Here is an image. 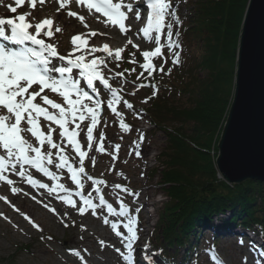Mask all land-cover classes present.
I'll list each match as a JSON object with an SVG mask.
<instances>
[{
  "label": "rangeland",
  "instance_id": "374dc122",
  "mask_svg": "<svg viewBox=\"0 0 264 264\" xmlns=\"http://www.w3.org/2000/svg\"><path fill=\"white\" fill-rule=\"evenodd\" d=\"M114 2H116V0H114ZM125 3L132 2H127L126 0ZM172 3L174 5L172 9L174 13L178 14L179 11L182 15H188L187 8L183 6L179 0H172ZM10 6L15 7V0H0V18H15L21 14L32 13V15L35 16L34 23L42 21L46 17L56 20L58 17L56 14L59 9L58 15L60 20L58 24L56 23L54 28L59 27L62 31L55 33V35L51 38L42 36L46 43H52L57 47V51L60 55L67 56L69 53H72L74 46L71 44V39L75 36L72 34L84 33V28L82 26L84 24H81L80 21L73 20L67 15L68 10L73 11L72 7H70V9L66 6L68 10L66 7L60 9L59 4H56L55 0H45L43 5H40L39 0H37L36 9H32L31 4L28 1L24 8L17 9L15 13L10 11ZM135 9H138L141 12V9H143L141 3L137 5V7H134V12L131 14L135 15ZM131 14L130 18L133 16ZM147 14L148 12H141V19L137 22V24L130 26L131 31L127 35L120 33L119 29L116 26H113L116 30L115 33H112L113 40L103 39L97 35L92 37L87 33L92 31L103 33L104 35L109 33L108 29L102 28L101 25L96 23L92 26L90 24L88 25L89 31L85 33V38H88L90 47L102 48L103 45L107 43L113 50L117 48L131 50L132 53H135V58L137 59L134 64L137 65V67L134 68L143 72V69L140 66L144 63L142 52L146 50H154L157 46L154 40L149 41L145 39L141 31L146 26V19L144 16H147ZM176 16H172L170 18L172 19ZM129 20L126 21L128 24L130 23ZM175 27L173 26L172 29L174 37L176 33ZM98 28H100V30ZM31 31L34 32L35 29H31ZM166 31L167 29H165V32ZM129 39L133 41V44L139 45V50L134 48L132 44H128ZM9 42L10 41L0 38V44L7 45L8 48H14L16 50H26L30 48V46L27 45L21 46V49H17L14 44H7ZM161 43L165 45L163 51L166 57V62L163 59L154 58L153 63L159 66H167L169 61V57L167 55L174 49H169L167 47L166 36H162ZM192 51L193 54H196L197 48L193 47ZM94 55L105 59L108 67L103 68V66H101L105 77L109 79V82L112 87L117 90L118 94L124 97L123 100H126L128 103L132 102L134 107H132L133 109H129L124 103L117 105V110L122 113V117H117L111 112V109L108 108V103L112 99L111 91L109 89L105 88L98 81L96 82L95 91L88 85L81 83V88L84 91H87L89 95L93 97L94 101L101 99L104 103V109L100 111L103 121L100 123L96 131H99V140L104 143L106 149L105 152L101 153L97 150L99 149L100 142L96 144V146L94 145L95 151L94 155L91 153V161L95 160V165L93 166L91 163L88 167H85L88 175L92 176L94 179L105 180L106 186L93 185L86 177L85 182L89 185L88 191L92 194L90 198L95 204H98V199L95 197V192L93 191L94 187L105 189L110 195L114 205L118 206L124 199L130 210L138 208L135 201L139 198V195L141 196L140 203L145 204V210L147 213H145L142 221L143 236H141L137 242L134 241V244L137 245V248L134 247V256L136 259L138 257L141 259L142 254L145 256L147 254L149 256L146 257L149 259L150 255H153V252L146 249V244L149 238H151L152 232H155L156 235V229L160 223V212L167 202L165 193L160 188V176L158 172H156V174L154 173V170L159 167V155L161 154L162 149L166 146V139L161 130L153 127L152 125L149 127L148 125L150 124L151 119L149 114H147L144 110L149 109V103L146 104L142 101L143 97L148 93L145 92V94L142 90L143 88L139 87V79L131 77L126 72L123 77H117L115 74L123 71L120 64L121 60L117 61L102 52H96ZM123 55L124 51L122 53V57ZM91 58V56H88V59ZM50 59L52 61L50 67L66 66V63L64 61H60L58 58L53 57ZM53 76L56 79L60 78L58 77V73H53ZM72 78L79 81L80 70L76 69L72 74ZM33 87L35 88L36 86L34 85ZM29 91H32V89ZM43 94H47L49 98L53 99L55 102L63 103V98L57 93H52L50 90L46 89ZM36 102L42 103L39 97H37ZM42 106L48 107L50 111H54L47 105ZM0 115H7L6 110L0 109ZM121 118L130 126V132L121 129L119 123ZM41 121L43 122L41 123L42 129L45 131L46 126L43 118ZM88 124L89 121L85 120L81 123V128H85ZM74 127V125H70V128ZM146 127H149L150 131H145ZM58 132L59 131L53 132V139L55 142L60 140ZM144 134L149 137L146 136L147 138H144L146 143L143 145V143H141V137H143ZM25 135L32 143H38L30 136V134L25 133ZM85 135L86 129L84 132H81V135L78 137L82 143H86ZM117 144L120 145L118 152L116 151ZM63 146L65 147L66 153L72 158L73 162L77 161L78 156L74 153L71 146L67 145L66 141H64ZM44 150H49V146L47 144L45 145ZM52 151L55 153L56 150ZM137 153H139V155H137ZM0 154H3V152L0 151ZM49 167L50 170L59 175V182L64 183L65 187L69 188L72 194V199L76 201L77 199L73 193L76 187L70 180V174H68L66 170H60L54 166ZM28 171H32V175H34L33 177L40 179L41 182L48 183L50 187H55L57 183L56 181H49L47 177L43 176V174L38 175L35 169L29 168ZM8 176L12 179L10 175ZM220 176L221 175L219 174V178H221ZM14 177H16L15 179L17 183H14V185L11 186L7 184H0V192L7 198V200L10 201L11 204L14 203L13 206L15 207L12 206L11 211L8 210L9 214H11V218L14 217L15 219H20L21 222H24V229L27 230H21L18 224H8L4 222L5 214H0V264H83L79 259L72 257L75 256L74 253L73 255L69 253L73 250L80 252L85 258L87 264H127V262L122 259L121 253H124L123 251L127 252L124 238L128 237V235L126 237L117 236L116 231L110 226L111 224L107 223L108 226H105L106 223H104V217L107 210H99L98 207L95 212L88 209L84 215H80L75 208L73 211V217H70L66 223H60L55 214L52 215V213L48 209H45L43 205L41 207L36 205V207H39V210L53 218L52 223L58 230V232L54 229L43 230L44 226L41 225L42 231H39L29 222H25L24 215L29 214L31 216L25 208H23L20 215H16L17 213L15 212V209L17 208L20 211V208L23 206L22 204L25 202L35 206V204L32 203L35 202L33 196L36 197L35 200H41L43 204L50 199L46 205L55 208L58 216L61 213L59 217L60 220L63 221L62 218L67 216L70 210V207H66L64 205L65 202L62 197L65 194H48L46 189L32 187L17 174ZM116 184H120L122 186L124 185L128 191H122V188L124 187L120 189L116 188ZM12 187L20 188L21 191L13 194L11 192ZM36 191H40V194L38 195ZM128 193L132 195H129ZM48 203L51 204L49 205ZM1 204L2 203L0 202V207L3 205ZM61 206H63V208ZM0 213H2L1 209ZM96 214L97 216H95ZM231 216L232 213L224 218H230ZM111 218L112 224L125 222L127 220H122L119 215H111ZM216 218L213 224L210 225V228L200 233L196 230V232L192 235L190 247H194L193 250L187 251L185 248L178 251L177 254H179V258L184 256L187 257L185 258L186 260H181L183 263L217 264V260H220L223 264H264V254L259 250L260 243H263V240L259 237L260 234H257V236L254 231H249V238H251V241L253 239V245H250L246 240V232L251 230L250 228L252 227L241 226L240 223H230L227 225L218 221ZM37 224L40 225L41 221L37 220ZM119 231L121 232V230ZM124 231L125 230L123 229V235H125ZM102 232L105 233V235H101ZM214 233L221 235L216 241L214 240ZM105 236L109 237V239L104 240ZM101 241H104L103 245H101ZM117 249L120 251H117ZM153 249L154 248H152V250ZM168 252L173 254V252ZM156 262L163 264L157 259Z\"/></svg>",
  "mask_w": 264,
  "mask_h": 264
},
{
  "label": "snow or ice",
  "instance_id": "6c2138e0",
  "mask_svg": "<svg viewBox=\"0 0 264 264\" xmlns=\"http://www.w3.org/2000/svg\"><path fill=\"white\" fill-rule=\"evenodd\" d=\"M29 2L32 9H36L37 0H29ZM58 2L60 9L65 8L67 0H58ZM24 3L25 0H15L16 5L22 6ZM44 3L45 0H39L40 5ZM76 3L86 6L89 11L94 10L100 13L106 18L104 21L106 26H118L119 31L124 35H127L131 31L125 22L130 19L129 14L134 12V5L132 3H125V0H116V2L114 0H76ZM146 7L150 11L146 17V26L141 31L145 39L149 41L154 40L157 46L154 50L142 52L144 63L140 66L151 75L155 71L164 72L163 67L157 69L153 63L154 58L163 59L166 62L163 51L165 45L161 43L162 36H166L167 47L169 49H179L181 47L179 42L174 40V33L172 31L174 24L179 23V17L172 11L174 7L172 0H147ZM10 11L15 13L17 8L10 6ZM67 15L69 17H76L84 24L85 28L88 27L84 23L85 17L83 15H79L73 11H68ZM30 16H32V13L21 14L15 18H0V38L10 41L14 45L30 43L39 48V51L35 49L16 50L0 46V109H5L7 112V115H0V151L3 152V154H0V181H4L10 186L13 185L14 180L10 179L7 175L9 170H11L20 178L25 179L34 188L46 189L48 194H65L62 197L64 202L76 208L81 214H84L88 209L95 212L98 207H106L109 214L127 217L129 209L123 203L120 204L122 211L117 213L116 209L111 203L107 202L103 194L99 195L98 204L93 203L91 198L83 197V178L85 177L93 185L106 186L105 180L94 179L86 172L85 159L88 157V151L82 148V142L78 139L80 133L86 129L85 142L87 149L91 150L94 140L93 131L100 123L101 102L99 100L94 101L93 97L81 88L80 82L72 78L73 70L78 69L80 70V75L94 91L97 81L109 89L112 99L108 103V108L111 109V112L115 116L122 117V113L117 110L116 106L124 103L127 108L131 109L133 105L124 101L117 90L112 87L109 79L105 77L103 72V68H107L108 64L104 58L96 57L94 54L96 52H104L108 57L119 61L122 59L124 49L117 48L113 50L107 43L102 48L90 47L88 38L78 34L71 39V44L74 46L73 52L67 56L60 55L57 47L52 43H46L43 36L51 38L55 33L61 32L62 29L59 27L54 28V20L51 18H45L42 21L33 23L29 19ZM172 16H176V19L173 22H168V18ZM132 18L139 21L141 19L140 10L135 9V15ZM31 29H35V31H31ZM165 29H167L166 32ZM89 35L94 37L97 33L92 31ZM100 35L104 34L100 33ZM175 35L178 36L179 33H175ZM128 44H132L134 48L139 50V45L133 44L131 39L128 40ZM78 52L80 54L76 55ZM88 56L92 58L88 59ZM131 56L133 59L130 62L136 63L134 59L135 53H131ZM173 56L172 63L178 64L180 62L178 52H174ZM53 57L58 58L60 61H66V66L50 67L52 63L50 58ZM126 71L128 70L125 69L124 71L117 72L115 75L123 77ZM131 71H135V68ZM52 73H58L60 78L56 79ZM143 75L144 72H141L140 76ZM139 78L138 76L137 79ZM34 85L36 86L35 88L33 87ZM30 89L32 91H29ZM46 89L62 97L63 103L55 102L47 94H43ZM153 95H155V91ZM37 97L40 98L42 103L36 102ZM42 105L50 106L54 111H50L48 107ZM41 118L45 122V126L48 129L47 132L42 129ZM85 120H88L89 124L85 128H81V123ZM119 123L121 129L131 131L130 126L122 118ZM52 125L58 126L60 130L58 132L60 137L58 142H55L53 139V132L56 129ZM70 125H74L75 127L70 128ZM25 133L30 134L38 143H32ZM142 139L143 137H141ZM64 141H66L67 145L71 146L74 153L78 156L77 161L73 162L72 158L66 153L63 146ZM46 144L49 146V150L47 151L44 150ZM119 149L120 145L117 144L116 151L118 152ZM52 150H56L55 153ZM98 150L101 153L106 151L102 141L99 144ZM92 164L93 166L95 165V160H92ZM49 166L66 170L70 174L71 182L81 190L77 195H81L83 207H78L77 202L72 199L69 188L65 187L64 183L59 182V175L50 170ZM29 168L42 173L49 181H56L55 187H50L48 183L35 179L29 173ZM115 187L118 189L122 188L120 184H116ZM20 191V188H11L13 194ZM95 191L100 193L101 188L96 187ZM122 191L127 192L128 189L122 188ZM0 199L7 202L6 197H0ZM33 199L35 200L36 197L33 196ZM44 207L48 208V205L45 204ZM16 210L19 211V209ZM50 211L55 213L56 209H50ZM24 219L34 228L42 231L40 226L26 214L24 215ZM104 222L108 223L107 220ZM133 223L135 221L129 219L127 225H125L128 233H130V237L127 238L126 242L127 252L121 253V256L127 264H133L134 241L138 239L137 232L132 227ZM111 227L119 229V225L115 223ZM116 235L121 236L122 233L117 230ZM103 244L104 242L101 241V245ZM117 251L120 250L117 249ZM74 255L81 261L84 260L80 252H75ZM217 264H223V262L217 260Z\"/></svg>",
  "mask_w": 264,
  "mask_h": 264
},
{
  "label": "trees",
  "instance_id": "16d2710c",
  "mask_svg": "<svg viewBox=\"0 0 264 264\" xmlns=\"http://www.w3.org/2000/svg\"><path fill=\"white\" fill-rule=\"evenodd\" d=\"M180 2L190 11L180 17L184 56L163 73L156 71L145 95L151 122L166 139L154 170L167 199L154 243L165 254L188 248L196 230L204 232L216 217L264 233V182L228 185L216 166L250 0ZM170 258L178 264L175 256Z\"/></svg>",
  "mask_w": 264,
  "mask_h": 264
},
{
  "label": "water",
  "instance_id": "95a60500",
  "mask_svg": "<svg viewBox=\"0 0 264 264\" xmlns=\"http://www.w3.org/2000/svg\"><path fill=\"white\" fill-rule=\"evenodd\" d=\"M234 100L216 166L229 185L264 182V0H250L244 20Z\"/></svg>",
  "mask_w": 264,
  "mask_h": 264
},
{
  "label": "bare ground",
  "instance_id": "6f19581e",
  "mask_svg": "<svg viewBox=\"0 0 264 264\" xmlns=\"http://www.w3.org/2000/svg\"><path fill=\"white\" fill-rule=\"evenodd\" d=\"M55 3L56 4H59V2H58V0H55ZM66 6L67 7H72V10H73V12H77L79 15H83L84 17H85V21H84V23H86L87 25H94V24H98V25H101L102 26V28H105V29H108V31H109V33L108 34H106V35H100V33H97V36L98 37H100V38H103V39H108V40H113V38H112V33H115V29L113 28V26H111V25H108V26H106L105 25V23H104V19H102V17H99V18H93V16H92V14L90 15V12H88V11H84V8H83V6H80V5H78L75 1H72V0H67V2H66ZM65 6V7H66ZM66 7V9L68 10V8ZM57 8H58V6H57ZM71 9V8H70ZM68 11H71V10H68ZM58 13H59V9H58V12H57V19L56 20H54V24L56 25V23L58 24L59 23V20H60V18H59V15H58ZM45 15V14H44ZM47 18V17H46ZM55 18V17H54ZM73 20H77V21H79L76 17H71ZM29 19L30 20H32V21H34V19H35V16L34 15H32V16H30L29 17ZM89 20V21H88ZM130 25L129 26H132V24H137V20H135L134 18H130ZM74 22H76V21H74ZM82 24V23H81ZM80 24V25H81ZM83 26V28H84V33H74V34H80V35H83L84 37H85V33L87 32V31H89L88 29V27L87 28H85L84 27V25H82ZM99 30H100V28H98ZM87 34H89V33H87ZM114 45V44H113ZM0 46H2V44H0ZM2 194H1V192H0V197H2L1 196ZM28 197V196H27ZM0 202L3 204H1L2 205V207H0V209H1V212L2 213H0L1 215H4L5 214V221L4 222H6V223H8V224H18L19 225V227H20V229L21 230H27V229H24V226H23V223L24 222H21L20 221V219L18 220V219H15L14 217H12L11 218V214H9V212H8V210L9 211H11V207L14 205V203H10V201L9 200H7V202H5V200H3V199H0ZM32 203H34L35 204V206L34 205H32V204H29V203H27V202H25V203H23L22 205V207L20 208L19 207V205H18V207L20 208V211H17L16 209H15V212L17 213L16 215H20L21 214V212L23 211V208H25L30 214H31V216L29 215V214H26L27 216H29L36 224H37V220L38 221H41V224L39 225L40 226V228H42L41 227V225H43L44 226V229L43 230H55V231H57L58 232V230L56 229V227H55V225L52 223L53 222V218L50 216V215H48V214H46V213H44V212H42L41 210H39L38 208L39 207H36V205H38L37 203H35V202H32ZM20 204V203H19ZM5 206V207H4ZM40 206V205H39ZM41 207V206H40ZM64 216V215H63ZM70 217H73V212H69L68 213V218H70ZM36 218V219H35ZM63 220L64 219H66L65 217H63L62 218ZM25 222H28L27 220H25ZM38 225V224H37ZM85 229V228H84ZM86 231H87V228H86ZM92 233V232H91ZM90 233V234H91ZM55 234H57V233H55ZM93 235V234H92ZM101 235H105V233H101ZM103 238V237H102ZM107 240V239H109V237H107V236H105L104 237V240ZM104 242V241H103ZM101 248V247H100ZM101 249H103V248H101Z\"/></svg>",
  "mask_w": 264,
  "mask_h": 264
}]
</instances>
